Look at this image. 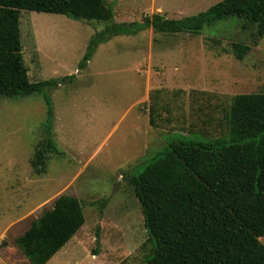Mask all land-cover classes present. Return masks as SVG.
<instances>
[{"label":"rangeland","instance_id":"374dc122","mask_svg":"<svg viewBox=\"0 0 264 264\" xmlns=\"http://www.w3.org/2000/svg\"><path fill=\"white\" fill-rule=\"evenodd\" d=\"M105 1L116 23H131L155 13L196 15L221 0ZM19 23L29 79L58 81L47 93L61 154L35 172L43 96L0 97V264H28L15 239L62 194L81 202L85 221L46 264H146L148 235L124 176L141 170L175 132L209 138L227 132L231 98L264 90V34L236 18L199 34L148 27L109 38L80 66L106 23L28 10ZM232 43L249 46L243 59ZM155 102L156 127L149 122ZM259 239L264 244V235Z\"/></svg>","mask_w":264,"mask_h":264},{"label":"trees","instance_id":"16d2710c","mask_svg":"<svg viewBox=\"0 0 264 264\" xmlns=\"http://www.w3.org/2000/svg\"><path fill=\"white\" fill-rule=\"evenodd\" d=\"M21 10L106 23L91 37L80 66L109 38L148 27L161 33L199 34L215 22L236 18L255 25L258 37L264 34V0H221L196 15L169 19L155 13L131 23H116L105 0H0V97L41 94L47 108L31 159L38 173L45 172L50 156L61 154L53 138L47 93L58 81L29 79L22 56ZM232 48L243 59L249 46L232 43ZM158 104L149 113L154 127ZM225 119L224 135L175 132L141 170L124 176L141 207L150 244L146 264H264L259 239L264 235V90L234 95ZM84 221L81 202L62 194L15 244L28 264H46Z\"/></svg>","mask_w":264,"mask_h":264}]
</instances>
